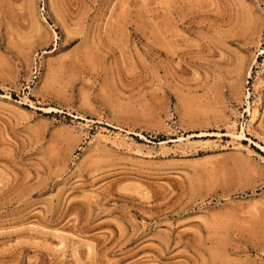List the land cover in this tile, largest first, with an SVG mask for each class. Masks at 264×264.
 Listing matches in <instances>:
<instances>
[{"label":"rangeland","instance_id":"1","mask_svg":"<svg viewBox=\"0 0 264 264\" xmlns=\"http://www.w3.org/2000/svg\"><path fill=\"white\" fill-rule=\"evenodd\" d=\"M0 264H264V0H0Z\"/></svg>","mask_w":264,"mask_h":264}]
</instances>
